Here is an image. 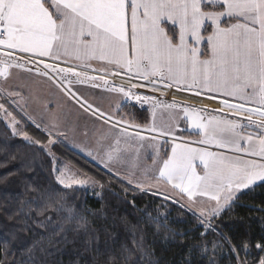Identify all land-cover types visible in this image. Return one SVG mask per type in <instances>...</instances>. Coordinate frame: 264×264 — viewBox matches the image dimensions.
I'll use <instances>...</instances> for the list:
<instances>
[{
  "label": "snow or ice",
  "instance_id": "1",
  "mask_svg": "<svg viewBox=\"0 0 264 264\" xmlns=\"http://www.w3.org/2000/svg\"><path fill=\"white\" fill-rule=\"evenodd\" d=\"M37 79L111 125L112 142L102 143L108 137L101 133L96 150L85 149L110 179L118 175L142 191L164 184L185 201L181 207L204 228L202 241L189 249L200 253L201 264H222V248L234 264H249L250 242H231L212 221L237 206L245 190L264 187V0H0V120L13 137L31 144L40 141L21 119L36 128L43 121L20 101L22 89ZM78 86L111 97L117 109L138 105L151 119H117ZM177 93L188 95L178 101ZM44 130L48 144L56 143L54 130L63 135L55 117ZM188 130L195 138L185 135ZM164 145L170 148L162 151ZM148 149L150 166L141 159ZM55 172L54 182L29 185L34 195L13 198L20 206L5 209L21 226L0 241V264H18V252L28 253L19 264H62L57 257L68 253L74 256L69 264H141L153 255L146 233L132 234L130 246L115 224L95 227L88 217L98 213H85L65 191L102 189L103 183L88 174ZM153 194L172 199L159 190ZM209 229L218 242L207 239ZM255 248L264 253V238ZM136 253L141 255L132 261ZM251 264H264V256Z\"/></svg>",
  "mask_w": 264,
  "mask_h": 264
},
{
  "label": "trees",
  "instance_id": "2",
  "mask_svg": "<svg viewBox=\"0 0 264 264\" xmlns=\"http://www.w3.org/2000/svg\"><path fill=\"white\" fill-rule=\"evenodd\" d=\"M21 122L29 135L40 141V145L25 142L18 136L13 137L10 128L0 120V241L6 238V233L21 226L17 223L20 219L18 216L12 215L10 218L5 211L20 206L13 203V198L27 200L34 195L29 190V185L55 180L53 159L41 146L46 143L47 136L23 119ZM185 135H192L195 138L191 133ZM4 144L8 145L7 149L3 148ZM53 150L82 174L94 176L103 183L104 187L101 189L99 185L96 193L75 187V190H65L69 198L75 197L72 203L81 207L85 213L89 211L98 213L96 216L88 217L94 222L95 227H107L111 230L115 224L116 231L120 233L122 239L128 238L130 246L132 234L139 236L146 233L149 251L153 255L143 257L141 264H187L191 257H194L192 264H201L200 253L190 252L189 249L193 244L202 241L204 228L191 212L174 201L165 200L148 191L137 190L115 177L110 179V173L65 146L58 144ZM245 192L246 194H242L241 199L236 202L237 206L223 213L221 218L213 220L212 224L213 227L219 225L225 237H230L233 243L242 240L250 242L252 255L248 261L251 264L254 258L264 256V253L255 248V245L261 243L264 238V187ZM208 231L210 234L207 239L218 242L217 233L211 232L210 229ZM19 235L27 239L32 238L30 233ZM3 252V246L0 245V257L3 256ZM220 254L225 257L222 264H234V261L227 258L231 255L227 249L222 248ZM139 255L141 254H134L131 260L135 261ZM27 256V252H18L13 259L19 264L20 261L27 259ZM84 256L88 258V254ZM73 258L72 253L57 257L62 264H69Z\"/></svg>",
  "mask_w": 264,
  "mask_h": 264
},
{
  "label": "crops",
  "instance_id": "3",
  "mask_svg": "<svg viewBox=\"0 0 264 264\" xmlns=\"http://www.w3.org/2000/svg\"><path fill=\"white\" fill-rule=\"evenodd\" d=\"M78 87H81L82 94L93 104L98 105L105 112H111L117 119L122 118L123 120L133 121L138 124L144 123L145 119L149 121L151 119L150 113L144 111L138 105L132 106L121 103L120 108L117 109L116 101L111 97L103 94L98 97L93 95L95 90L85 89L82 86ZM22 92L24 99L20 102L26 112L34 113L36 117L42 118L43 122H47V124L50 122L51 117H55L59 127L68 128L71 126L69 133L68 131L66 132V130L62 131L66 139L75 145L72 144L70 148H67L80 155L75 147H83V157L98 167L101 166L99 168L106 171L104 166L100 164L99 159H94L89 156L85 149L96 150L97 140L101 133L106 134L108 137L106 140L102 141V143L107 145L112 142V136L114 133L109 131L111 125H105L102 119H97L91 114L85 113L78 104L69 100L66 96L60 93L59 90L50 86L43 80L37 79L32 83L31 88H24L22 89ZM190 101L196 104L195 100ZM204 105L215 107V102L204 101ZM145 108H147V105ZM10 110L12 109L10 108ZM5 124L7 125L6 122ZM85 132H87V135L84 134ZM186 133L193 134L191 130H188ZM168 147L170 148V145ZM143 153H145L144 150L141 152V159H147L148 155L144 156ZM157 186L160 188H162V186L170 188V186L164 184H159Z\"/></svg>",
  "mask_w": 264,
  "mask_h": 264
},
{
  "label": "rangeland",
  "instance_id": "4",
  "mask_svg": "<svg viewBox=\"0 0 264 264\" xmlns=\"http://www.w3.org/2000/svg\"><path fill=\"white\" fill-rule=\"evenodd\" d=\"M163 99H165V98H163ZM190 101V100H189ZM189 101H184L185 103H188V104H191V105H195L194 103H191V102H189ZM2 102H4V101H2V100H0V103H2ZM7 106V105H6ZM195 106H202V105H195ZM12 107H15L14 105L12 106ZM28 114H30L36 121H43V119L42 118H39V117H36L35 115H34V113H31V112H27ZM14 114H16L17 115V118L19 119H21V115L22 114H20L19 113V111L17 110V112L16 113H14ZM23 120L25 121V122H27L28 124H30V125H32V126H34L33 124H32V122L30 121V120H28L26 117L25 118H23ZM6 122V121H5ZM47 125V122H43L42 124H41V128H36L35 126V129H37V131H40L43 135H46L47 137V140H46V143L45 144H43V145H41L44 149H45V151H47V153L50 155V157H51V159H53V154H54V156H55V160H53V162H54V167H53V171H54V173H55V175H56V172H55V169H60L61 171H63V172H65L66 174H68V173H77V172H79V170L78 169H76L75 167H73L72 165H70L69 163H67L60 155H59V153L58 154H56L55 153V151L53 150V148H54V146H56V145H58V144H60V145H62V146H65L66 148L67 147H69L70 148V146H72V144L74 145V143H70L69 142V140L68 139H66V137L64 136V135H60V134H57V132L54 130L53 131V137L55 138V140H56V143H54V144H48V139H49V137H48V134H47V132L44 130L45 129V126ZM21 127H23L24 128V124L21 122ZM70 128H71V126H69L68 128H66V127H63V128H61V127H59L58 126V129H59V132L60 133H63L62 131L63 130H66V132L68 131V133L70 132ZM11 130V129H10ZM19 137V136H18ZM70 137V136H69ZM21 139H22V137H20ZM40 145V144H39ZM75 146V145H74ZM169 145H164L163 146V149H162V151H166V150H168V147ZM69 148H67V149H69ZM75 149L79 152V154L81 155V156H83V147H78V148H76L75 147ZM74 149V150H75ZM49 150H51V151H49ZM143 151V150H142ZM144 152L145 153H143V155L144 156H147V155H149L150 154V152H151V150L150 149H148L147 151H145L144 150ZM144 160H146V162H147V164L150 166L151 165V160H148V159H144ZM99 167H101V166H99ZM106 171H107V169H106ZM118 171H120V172H124L125 171V169L123 168V167H118ZM108 172V171H107ZM81 175H84V174H82L81 172H79ZM116 179H120L121 180V178L117 175V176H114ZM123 182H125L127 185H129L130 187L132 186L133 188H135V189H137V190H141V189H139V188H136L135 187V185L134 184H128L127 183V180H122ZM75 187V186H74ZM98 188H99V184H96V185H89V186H87V188H84V189H86L88 192H91V193H96L97 191H98ZM83 189V188H82ZM157 190H159V192H164V193H167L168 195H170L171 197H172V199H169V200H171V201H178V202H175L177 205H181V204H184L185 203V201L184 200H181L180 199V197L176 194V193H174V192H172V190L170 189V188H168V187H164V186H162V188H160L159 186H155L152 190H150V191H148V192H151V193H155ZM142 191V190H141ZM159 196H161V195H159ZM161 197H163V196H161ZM185 209H187V207L185 206L184 207ZM188 210V209H187ZM189 211V210H188ZM190 212V211H189ZM192 213V212H191ZM196 216H199V213L197 212V214H196ZM201 223V222H200Z\"/></svg>",
  "mask_w": 264,
  "mask_h": 264
},
{
  "label": "built area",
  "instance_id": "5",
  "mask_svg": "<svg viewBox=\"0 0 264 264\" xmlns=\"http://www.w3.org/2000/svg\"><path fill=\"white\" fill-rule=\"evenodd\" d=\"M117 83H119V81H117ZM188 94L187 93H177L176 94V99L178 100V101H180V99H181V96H187ZM163 98H165V99H171L170 97H162V99ZM189 101V100H188ZM187 102V101H186ZM189 102H191V101H189ZM192 103V102H191ZM196 105V104H195Z\"/></svg>",
  "mask_w": 264,
  "mask_h": 264
}]
</instances>
